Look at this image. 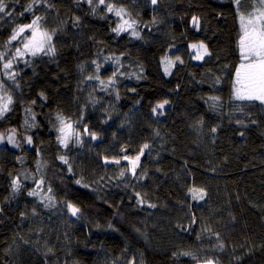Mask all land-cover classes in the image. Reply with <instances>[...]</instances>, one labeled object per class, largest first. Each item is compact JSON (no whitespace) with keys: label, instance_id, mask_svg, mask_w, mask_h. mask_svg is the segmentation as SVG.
I'll return each mask as SVG.
<instances>
[{"label":"trees","instance_id":"16d2710c","mask_svg":"<svg viewBox=\"0 0 264 264\" xmlns=\"http://www.w3.org/2000/svg\"><path fill=\"white\" fill-rule=\"evenodd\" d=\"M120 1L153 28L118 34L85 0L42 2L55 52L19 66L0 120V264H264V103L233 93L239 18L259 0ZM5 2L15 25L32 0ZM58 116L81 142L63 147ZM174 161L190 204L164 187Z\"/></svg>","mask_w":264,"mask_h":264},{"label":"snow or ice","instance_id":"6c2138e0","mask_svg":"<svg viewBox=\"0 0 264 264\" xmlns=\"http://www.w3.org/2000/svg\"><path fill=\"white\" fill-rule=\"evenodd\" d=\"M41 2H46V0H41ZM157 0H152V3L155 4ZM89 3H92V0H89ZM99 5H104L109 13H115L117 17L122 18V13H124L123 8H116L112 3L106 2V0H98ZM237 5L240 4V0H236ZM37 4V0H32V3L28 5L25 11H31L33 5ZM259 4L261 8H255L252 13H249L247 17L243 14L240 15V24H241V35L239 38V50L241 55V64L236 70V80L233 85L234 88V98L237 100H257L261 103H264V0H259ZM9 5L5 2V0H0V14L11 16L12 13L7 11ZM24 13H20L22 16ZM41 17L36 16L30 23L22 24L16 27L9 40L8 43L11 44L12 41L18 40L24 33L29 32L30 35L24 36L23 42V50L17 47L16 49V58L23 57L25 54H31L32 56L39 55L40 53L54 54L55 49L51 45L52 35L47 31H44L40 25ZM132 24L128 21H124L117 28L113 29V31L118 34L122 31H127L128 28H131ZM133 35H138L137 33H133ZM193 48L196 45H192ZM201 49H204V54L207 55V49L203 44L200 45ZM4 54L0 53V60H4ZM198 59L202 58L201 56H197ZM177 59H179L177 57ZM13 67L12 61L8 60L3 63V69L5 70V74L9 75V78L14 79L15 74H9L8 70ZM92 79V77H89ZM215 99V98H214ZM11 103V97H7L5 100L4 97H0V115L4 112L8 111V106ZM167 103V101H165ZM163 104L158 105V108H163ZM155 112L156 109L154 108ZM61 127L59 131L61 136L59 137V141L62 145L67 147L70 138L72 137L73 129L72 125L66 124L63 119L60 121ZM215 131V129H213ZM93 139H95V135H93ZM28 143H31V139L29 138ZM148 147L145 145V148ZM65 163L67 161L64 157L60 158ZM127 159V157H125ZM139 161V156L136 157L135 161L132 162V170L133 174H135L136 162ZM115 163H119V161H115ZM124 173L121 172V176ZM16 181L13 182L14 186H16ZM80 183V181H77ZM51 191V189H49ZM31 195H36L35 191L28 193ZM202 198V196H201ZM154 207V205H152ZM68 209L73 216H76L80 209L69 204ZM188 255V253H185ZM206 264H213L212 261H207Z\"/></svg>","mask_w":264,"mask_h":264},{"label":"rangeland","instance_id":"374dc122","mask_svg":"<svg viewBox=\"0 0 264 264\" xmlns=\"http://www.w3.org/2000/svg\"><path fill=\"white\" fill-rule=\"evenodd\" d=\"M86 4L89 6L90 10L93 9L94 14H92L93 16L95 15V18L101 21H108L110 22L109 24L115 29L117 28L120 24H122L124 21H128L130 24H132L131 28H128L127 31H122L119 34H123L125 32V34H128L130 36H136V37H140L142 30L143 29H152L153 26H149L145 24H141L142 22L137 19L132 12L125 7L120 0H106V2L108 3H112L116 8H123L124 9V13H122V18L121 17H117L115 15V13H109L106 9V7L104 5H99L98 0H92V3H89V0H85ZM48 4V3H47ZM42 3V2H37V4L33 5L32 10L31 11H22L24 14L21 16V19H19V21H22L21 23H16L14 25V23L12 22L13 20V15L8 16V15H3V17L5 18V21H7V25L8 26H12L13 29H11L10 32H8V37L5 35H0V53L4 54L5 58L4 60H0V97H4L5 100L7 99V97H11V103L8 106V111L4 112L2 115H0V120L3 119L5 116H7L8 114L11 113L12 109H13V105H14V101L12 98V94L9 91L8 87H7V82L13 80L12 78H9V75L5 74V70L3 69V63L7 62L8 60L12 61L13 67L8 70L9 74H15L14 78L16 77V75L18 74V69L19 66L22 65H26V64H30L34 61V59H36V57H38L39 55L36 56H32L31 54H25L23 57L20 58H16V49L17 47L21 48V50H23V42H24V36H28L30 35L29 32L24 33L18 40L16 41H12L11 44L8 43V40L13 32V30L22 25V24H28L26 23L27 18H30V22L36 17L39 16L41 17V21H40V25L41 28L44 31H47L49 34L52 33L47 25L48 23V18L42 16L41 13V9H44L46 11H48L49 6ZM27 8V7H26ZM25 8V9H26ZM255 8H261V5L258 3L257 5H255ZM7 11L11 12L10 9L8 8ZM247 17V16H245ZM11 21H9V20ZM239 22H240V18H239ZM197 26H199V23H196ZM241 27V24H240ZM4 28L2 26V24L0 23V33H6L3 31ZM137 33L138 35H133V33ZM194 52H195V59H198L197 56H201L202 58L198 59L201 60L203 59L206 55L204 54V49L200 48V45L196 46L195 48H193ZM233 93H234V89H233ZM257 101V100H255ZM61 119H63L62 117H57L56 119V124H55V131H58L59 137L61 136V133L59 131V128L61 127ZM64 122L66 124H71L72 125V129H73V135L70 138L67 147H65L63 145L64 148H68L69 146H71V144L73 142H77L82 140L83 138V132L78 130L76 125L68 120L63 119ZM167 134L172 138L173 143H174V147H177L178 144V136H177V129L175 127V125L171 124L170 126H168L167 128ZM8 142L13 145L15 144V140L13 137L8 139ZM184 168L185 165L181 162H177L174 161V170L168 175L167 178V183L164 185L165 188H169V189H173L175 191L177 200L182 202V203H186V204H190L192 202V197L193 200L196 197H199L200 194L196 191H193L192 189V183L189 180V178L184 174ZM189 189L191 192L190 194H188L187 191H185V189ZM186 189V190H187Z\"/></svg>","mask_w":264,"mask_h":264},{"label":"water","instance_id":"95a60500","mask_svg":"<svg viewBox=\"0 0 264 264\" xmlns=\"http://www.w3.org/2000/svg\"><path fill=\"white\" fill-rule=\"evenodd\" d=\"M207 261H212L213 264H219L218 262L214 261V260H207ZM207 261H201V262H198L196 264H206Z\"/></svg>","mask_w":264,"mask_h":264}]
</instances>
